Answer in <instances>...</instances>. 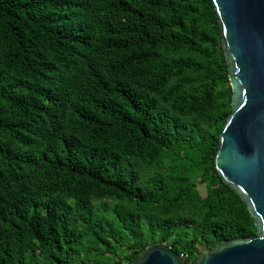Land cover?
Instances as JSON below:
<instances>
[{"label":"trees","instance_id":"trees-1","mask_svg":"<svg viewBox=\"0 0 264 264\" xmlns=\"http://www.w3.org/2000/svg\"><path fill=\"white\" fill-rule=\"evenodd\" d=\"M230 102L212 0H0V264L255 236L215 169Z\"/></svg>","mask_w":264,"mask_h":264},{"label":"water","instance_id":"water-1","mask_svg":"<svg viewBox=\"0 0 264 264\" xmlns=\"http://www.w3.org/2000/svg\"><path fill=\"white\" fill-rule=\"evenodd\" d=\"M231 88L215 169L243 202L256 235L222 241L193 264H264V0H212ZM131 264H187L164 244Z\"/></svg>","mask_w":264,"mask_h":264},{"label":"built area","instance_id":"built-area-1","mask_svg":"<svg viewBox=\"0 0 264 264\" xmlns=\"http://www.w3.org/2000/svg\"><path fill=\"white\" fill-rule=\"evenodd\" d=\"M180 256H181L183 259H185V258H186V256H184V257H183L182 255H180Z\"/></svg>","mask_w":264,"mask_h":264}]
</instances>
